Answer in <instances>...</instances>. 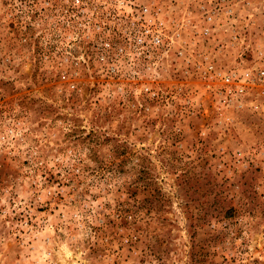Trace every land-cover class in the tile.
Instances as JSON below:
<instances>
[{"label":"rangeland","instance_id":"rangeland-1","mask_svg":"<svg viewBox=\"0 0 264 264\" xmlns=\"http://www.w3.org/2000/svg\"><path fill=\"white\" fill-rule=\"evenodd\" d=\"M0 264H264V0H0Z\"/></svg>","mask_w":264,"mask_h":264}]
</instances>
